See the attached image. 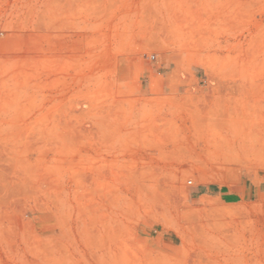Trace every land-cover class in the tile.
I'll return each mask as SVG.
<instances>
[{
    "label": "rangeland",
    "instance_id": "1",
    "mask_svg": "<svg viewBox=\"0 0 264 264\" xmlns=\"http://www.w3.org/2000/svg\"><path fill=\"white\" fill-rule=\"evenodd\" d=\"M263 174L264 0H0V264H264Z\"/></svg>",
    "mask_w": 264,
    "mask_h": 264
},
{
    "label": "crops",
    "instance_id": "2",
    "mask_svg": "<svg viewBox=\"0 0 264 264\" xmlns=\"http://www.w3.org/2000/svg\"><path fill=\"white\" fill-rule=\"evenodd\" d=\"M160 74V73H158ZM232 201V200H231ZM233 201H238L243 205H258L260 211L264 210V174L260 176L259 180L255 183L249 181L247 188L244 189L242 197L235 198ZM254 208V212L258 210Z\"/></svg>",
    "mask_w": 264,
    "mask_h": 264
}]
</instances>
